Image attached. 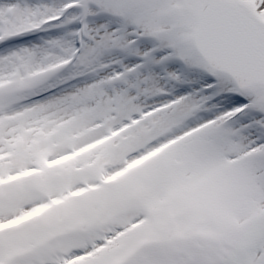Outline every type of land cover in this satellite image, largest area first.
<instances>
[{
	"label": "snow or ice",
	"instance_id": "6c2138e0",
	"mask_svg": "<svg viewBox=\"0 0 264 264\" xmlns=\"http://www.w3.org/2000/svg\"><path fill=\"white\" fill-rule=\"evenodd\" d=\"M0 264H264V0H0Z\"/></svg>",
	"mask_w": 264,
	"mask_h": 264
}]
</instances>
